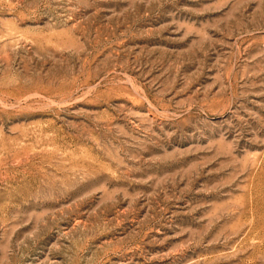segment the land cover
<instances>
[{
	"label": "rangeland",
	"instance_id": "rangeland-1",
	"mask_svg": "<svg viewBox=\"0 0 264 264\" xmlns=\"http://www.w3.org/2000/svg\"><path fill=\"white\" fill-rule=\"evenodd\" d=\"M0 264H264V0H0Z\"/></svg>",
	"mask_w": 264,
	"mask_h": 264
}]
</instances>
